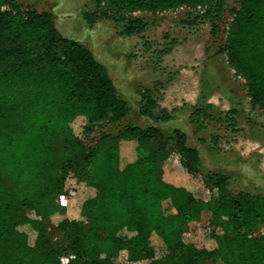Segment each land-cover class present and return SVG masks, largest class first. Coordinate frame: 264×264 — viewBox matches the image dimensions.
Segmentation results:
<instances>
[{
  "label": "trees",
  "instance_id": "obj_1",
  "mask_svg": "<svg viewBox=\"0 0 264 264\" xmlns=\"http://www.w3.org/2000/svg\"><path fill=\"white\" fill-rule=\"evenodd\" d=\"M226 2L96 0V13L131 36L147 27L137 13L187 8L196 21L214 22ZM219 50L264 111V0L240 1ZM146 99L143 115L171 117L165 110L155 117L149 93ZM129 112L106 66L65 36L51 12L0 0V264H63L66 254L75 255L66 264H120L119 257L126 264H264V232L255 234L264 226V195L233 192L223 172L203 175L200 151L182 129L166 135L154 125L126 124L86 142L97 124ZM236 112L227 115L234 128ZM203 113L197 108L192 116L199 126ZM149 138L157 147L140 155L139 143ZM171 149L181 154L184 172L164 167ZM198 182L214 184L219 194L195 196L189 186ZM205 216L211 238L186 240L184 224ZM26 223L37 232L34 244L20 229ZM53 223L57 238L48 230ZM155 241L167 249L160 257Z\"/></svg>",
  "mask_w": 264,
  "mask_h": 264
},
{
  "label": "rangeland",
  "instance_id": "obj_2",
  "mask_svg": "<svg viewBox=\"0 0 264 264\" xmlns=\"http://www.w3.org/2000/svg\"><path fill=\"white\" fill-rule=\"evenodd\" d=\"M39 11L53 14L58 29L67 37L88 47L103 63L113 79L119 95L130 107L129 114L119 121H102L86 139L94 142L101 133H117L126 124L148 127L154 125L166 135L176 128L187 134V143L198 148L202 157L201 172H223L229 177V189L264 195V111L252 104L245 80L235 73L225 53L219 49L225 43L227 27L241 0H227L220 18L211 22L193 19L187 8L159 13H137L146 29L138 34H121L122 24L97 15L96 0H17ZM170 48L168 53L162 52ZM149 93L155 117L167 111V120L143 115ZM197 108L204 113L192 119ZM236 109V128L227 116ZM61 139L54 141L61 144ZM171 143V142H170ZM157 147L155 139L142 140L140 155ZM169 171L186 170L181 154L171 149L164 159ZM6 168L0 164V175ZM195 196L210 199L219 194L212 184H190ZM184 237L209 240L213 224L209 216L184 224ZM20 229L28 235L30 244L37 238L36 230L28 223ZM53 238L60 235L53 223L48 227ZM264 226L255 234L261 235ZM122 235L124 232L121 233ZM167 252L155 241V255ZM209 264H222L221 261Z\"/></svg>",
  "mask_w": 264,
  "mask_h": 264
},
{
  "label": "built area",
  "instance_id": "obj_3",
  "mask_svg": "<svg viewBox=\"0 0 264 264\" xmlns=\"http://www.w3.org/2000/svg\"><path fill=\"white\" fill-rule=\"evenodd\" d=\"M59 201H60V203H61L62 205H67V195H65V194L61 195L60 198H59ZM29 214H30L31 217H34V218L38 217L34 211H30ZM74 256H75L74 254H66V255H63V256H61V262H62L63 264H66V263H68L72 258H74ZM116 261H117L118 263H120V264H126L125 259L122 258V257L117 258Z\"/></svg>",
  "mask_w": 264,
  "mask_h": 264
}]
</instances>
